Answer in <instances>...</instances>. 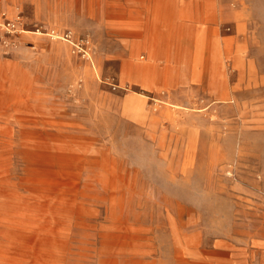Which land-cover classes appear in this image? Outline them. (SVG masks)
I'll use <instances>...</instances> for the list:
<instances>
[{"label": "rangeland", "instance_id": "374dc122", "mask_svg": "<svg viewBox=\"0 0 264 264\" xmlns=\"http://www.w3.org/2000/svg\"><path fill=\"white\" fill-rule=\"evenodd\" d=\"M0 264H264V0H0Z\"/></svg>", "mask_w": 264, "mask_h": 264}, {"label": "bare ground", "instance_id": "6f19581e", "mask_svg": "<svg viewBox=\"0 0 264 264\" xmlns=\"http://www.w3.org/2000/svg\"><path fill=\"white\" fill-rule=\"evenodd\" d=\"M153 19L157 21V25L153 26V31L155 33V46H154V54L156 55V59L158 57L163 56L164 54L167 55L168 61H170L171 56L169 50H167L166 44H168L169 41L173 40V33L171 32V29H169V24L171 23V20H173V15L171 14L170 17H168L167 20H164L161 16V13L154 12ZM185 22L189 29H196V28H202L200 27V23H209L205 17H199V16H189L188 18H184ZM163 21V22H162ZM159 22V23H158ZM134 26L133 33L136 34V36H139L138 27L137 24L135 25L130 24ZM151 38V37H150ZM151 41V40H150ZM151 45V44H150ZM150 49V48H149ZM150 51V50H149ZM181 52V51H180ZM164 53V54H163ZM180 58V57H179ZM132 69L137 71L140 75H143L144 77H151V76H158L160 78L165 77L168 78L170 74V70L167 67H163L161 64H146L143 62H135L132 63ZM233 97H223V100H231ZM141 102V101H140ZM136 107L140 108V103L133 102Z\"/></svg>", "mask_w": 264, "mask_h": 264}]
</instances>
